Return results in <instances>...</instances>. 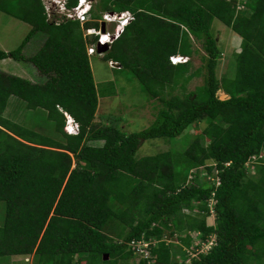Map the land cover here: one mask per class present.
<instances>
[{"label":"trees","instance_id":"1","mask_svg":"<svg viewBox=\"0 0 264 264\" xmlns=\"http://www.w3.org/2000/svg\"><path fill=\"white\" fill-rule=\"evenodd\" d=\"M0 10L30 25L16 49L0 48V60L31 63L44 77L35 82L0 69V257L135 264L130 242L143 239L148 255L136 264H264V0H97L82 23L49 14L42 0H0ZM125 10L134 19L102 58L120 63L148 99L161 102L151 124L130 133L95 118L86 47L96 36L84 35L100 27L102 12ZM214 20L241 38L230 77L216 73L222 51ZM38 33L42 44L27 56L22 50ZM196 43L204 55L191 69ZM176 54L188 58L172 64ZM200 75L202 84L187 91ZM11 96L45 115L51 133L4 117ZM64 112L79 123L76 134L66 132ZM200 122L181 151L170 145ZM156 137L167 138V149L137 156ZM195 231L214 237L207 251L189 250Z\"/></svg>","mask_w":264,"mask_h":264},{"label":"rangeland","instance_id":"2","mask_svg":"<svg viewBox=\"0 0 264 264\" xmlns=\"http://www.w3.org/2000/svg\"><path fill=\"white\" fill-rule=\"evenodd\" d=\"M44 1L48 5V10H51V14L54 13L57 18H63L64 13L66 12V9L63 8L64 0H56L58 1L59 6L53 2V0ZM92 1L93 3L97 2V0ZM109 23L106 27L104 25V30L105 28H114V24L111 22ZM212 27L222 51L216 68V73L219 77L222 75L230 77L231 74H233L235 65V60L232 58L235 57L233 53L240 50L241 38L218 20H214ZM29 30L30 25L28 23L0 10V48H4L5 50L16 49ZM42 39L43 35L41 33L35 34L23 48V53L28 56L34 54L42 44ZM195 46L200 48V53L193 55L191 58V69H195L202 64L199 55H204V50L201 48V45L196 43ZM102 53L100 54L96 51L89 55V63L98 91L96 120H101L107 123L116 122L117 126H119L125 133L140 131L146 128L155 119L158 109L161 107V102L158 98L148 99L142 91L139 80L129 70L112 66L110 62L102 58ZM9 63H11V66H9ZM5 64H8V66L5 67ZM28 64L32 68V71H30ZM0 69L11 74L28 78L35 82H41L44 80V77L40 75L30 63L14 61L12 59L0 60ZM202 82V75L193 77L188 82L186 90L192 91L197 85L202 84ZM217 95L221 99L227 97L221 89L217 90ZM39 114V112L35 113L33 109H29L24 100L11 96L3 115L14 122L34 128L35 130H38L41 133H47L45 135H48V133H51V130L48 128V122H45V115L39 117ZM203 126L204 123L200 122L197 126H191L190 128L185 129L181 135L170 141V145H172L177 151H181L195 133L199 132ZM166 142H168V140L164 137L146 139L140 145L136 154L137 156H144L165 150L169 146ZM246 167L249 173L255 172L252 162L246 164ZM199 170L201 171L200 176H204L202 168H199ZM205 175L206 179H208L211 176L214 177L216 172L213 170L208 176L207 174ZM192 183H194V181ZM185 211L188 210L185 209ZM190 212L194 214L199 213L197 209ZM3 217L4 203L3 201H0V222H2ZM206 221L212 223L213 217H207ZM189 250H191L190 247ZM187 255L191 256L189 252ZM25 256L30 259L25 260ZM25 256H2L0 257V264H33L31 259L32 255ZM134 258L136 259L130 260L129 262L136 264L138 256ZM187 264H189V259H187Z\"/></svg>","mask_w":264,"mask_h":264},{"label":"built area","instance_id":"3","mask_svg":"<svg viewBox=\"0 0 264 264\" xmlns=\"http://www.w3.org/2000/svg\"><path fill=\"white\" fill-rule=\"evenodd\" d=\"M42 1L46 7L47 12L51 14V10L50 9H49L50 11L48 10L47 3L44 0ZM53 2L58 4V1L56 0H53ZM91 2H92L91 0L86 1V3H88L87 7L90 6ZM65 3H66V0H64L63 2V8L66 9V12H65L66 17L78 19L81 23L88 19L89 14L86 13V8H83L84 5L80 6L78 3L77 5L71 8H66ZM133 19H134V14H132L128 10H125L122 12L105 11L102 13V17L101 19H99V23L101 24L104 21V24L106 27L107 24L111 22L114 24V28L113 29L105 28L104 31H101V27H98L97 30L90 28V29H86V31L84 32V35H88V34H91L92 32H95L96 34H99L98 41L100 43H105V42L111 43L122 32L124 25ZM105 37H107V39H105ZM88 51L92 52L94 51V48L89 47ZM169 58H170L171 63L173 64L187 59L186 56H182V55H171ZM64 115L66 116V127L68 131L77 132L79 128L78 122L74 118H72L70 115H68L66 112H64ZM190 235L192 238V243L190 245V248L197 249L198 252L207 251L214 242V237L207 238L206 240H202L200 238L201 233L199 231L192 232L190 233ZM148 245H149V242L143 239L142 240L140 239L132 240L130 242L131 249H133V251L138 256L137 262L139 261L140 257L142 256L146 257L148 255V250H147ZM190 254L191 256H193L195 255V252L190 251ZM29 259L30 258H27V257L25 258V260H29ZM75 259H76V256H75Z\"/></svg>","mask_w":264,"mask_h":264},{"label":"clouds","instance_id":"4","mask_svg":"<svg viewBox=\"0 0 264 264\" xmlns=\"http://www.w3.org/2000/svg\"><path fill=\"white\" fill-rule=\"evenodd\" d=\"M86 1L87 0H77V4L79 3V5L80 6H83V8H86V13L88 14L89 13V11H90V9H91V6H92V4H93V1L91 2V4H90V6L89 7H87V5H88V3H86ZM76 4V5H77ZM58 6H59V4H57ZM64 15H65V13H64ZM101 17H102V15H101ZM101 17L99 18V19H101ZM99 19H98V21H99ZM102 23H104V21L102 22ZM128 23V22H127ZM126 23V24H127ZM125 24V25H126ZM101 25V24H100ZM105 25V24H104ZM124 25V26H125ZM101 27V26H100ZM92 29H95V30H97V28H95V27H91ZM88 29H90V28H88ZM85 31H86V29H85ZM88 35H95L96 36V40H95V42L94 43H92L91 45H88L87 47H86V49H87V52H88V54L90 55V54H93V53H95L96 51H97V44H110L109 42H105V43H100L99 41H98V36H99V34H96L95 32H92L91 34H88ZM89 47H93L94 48V51H92V52H89L88 51V48ZM99 53V52H98ZM101 54V53H100ZM176 55H179V54H176ZM171 56V55H170ZM169 56V57H170ZM183 56V55H182ZM187 57V56H186ZM188 58V57H187ZM169 60H170V58H169ZM187 60V59H186ZM186 60H184V61H186ZM184 61H179V62H184ZM111 64H112V66H113V63H116V62H114V61H109ZM171 62V61H170ZM179 62H177V63H179ZM173 64V63H172ZM176 64V63H175ZM9 73V72H8ZM68 114V113H67ZM69 115V114H68ZM71 116V115H70ZM72 117V116H71ZM73 118V117H72ZM79 124V123H78ZM64 127H65V129H66V132L67 133H69V134H76L78 131H79V128H78V130H77V132H69L68 131V129H67V127H66V116H65V123H64ZM207 176H208V174H207ZM209 178H214L213 176H211V177H209ZM26 257V256H25Z\"/></svg>","mask_w":264,"mask_h":264},{"label":"water","instance_id":"5","mask_svg":"<svg viewBox=\"0 0 264 264\" xmlns=\"http://www.w3.org/2000/svg\"><path fill=\"white\" fill-rule=\"evenodd\" d=\"M101 31H104V23H101ZM107 48H108V44H97V52L99 53L106 51ZM113 66L121 67V64L116 62L113 63ZM108 257H109L108 253L103 254V259H108Z\"/></svg>","mask_w":264,"mask_h":264},{"label":"crops","instance_id":"6","mask_svg":"<svg viewBox=\"0 0 264 264\" xmlns=\"http://www.w3.org/2000/svg\"><path fill=\"white\" fill-rule=\"evenodd\" d=\"M29 42V41H28ZM2 49V48H1ZM4 49V48H3ZM5 50V49H4ZM28 56V55H27ZM6 59H11V58H6ZM6 59H2V60H6ZM28 63V62H27ZM31 64V63H30ZM5 67L8 66V64H5L4 65ZM9 66H11V63H9ZM31 70V69H30ZM32 261H33V256L31 257Z\"/></svg>","mask_w":264,"mask_h":264},{"label":"snow or ice","instance_id":"7","mask_svg":"<svg viewBox=\"0 0 264 264\" xmlns=\"http://www.w3.org/2000/svg\"><path fill=\"white\" fill-rule=\"evenodd\" d=\"M105 39H107V37H105Z\"/></svg>","mask_w":264,"mask_h":264}]
</instances>
